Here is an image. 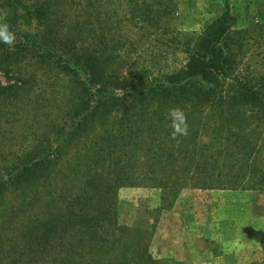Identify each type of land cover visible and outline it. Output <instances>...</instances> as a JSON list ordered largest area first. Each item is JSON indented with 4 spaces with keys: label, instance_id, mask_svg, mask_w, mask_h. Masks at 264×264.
Returning <instances> with one entry per match:
<instances>
[{
    "label": "rangeland",
    "instance_id": "obj_1",
    "mask_svg": "<svg viewBox=\"0 0 264 264\" xmlns=\"http://www.w3.org/2000/svg\"><path fill=\"white\" fill-rule=\"evenodd\" d=\"M18 1L12 19L0 0V264H264V0ZM212 39L204 89L184 73Z\"/></svg>",
    "mask_w": 264,
    "mask_h": 264
},
{
    "label": "trees",
    "instance_id": "obj_2",
    "mask_svg": "<svg viewBox=\"0 0 264 264\" xmlns=\"http://www.w3.org/2000/svg\"><path fill=\"white\" fill-rule=\"evenodd\" d=\"M6 4H7V7H9V13L12 16V19L14 17H16L17 12H19L20 9L26 10L24 5H22L20 3V1H18V0H7ZM2 6L3 5L0 4V7H2ZM37 8L38 7L33 6L31 9V14H33L34 10H35V12H39V11L43 12V10L37 9ZM28 9H29V7H28ZM28 9L26 12H27V14H30V11ZM226 18L228 20H230V17L227 14H226ZM216 25L217 24H215V23L212 24L210 26V29H209L210 32H208V34H205L204 37H212L213 36L212 33L214 32ZM229 39H230V37L228 36L226 41H228ZM201 41H203V39ZM202 49L205 50L206 54H208V55H206V57H207L206 61L201 63L200 66H187L185 68L184 76L188 77L189 80L191 79V76L192 77H199L200 79H198V80L202 81L204 83V84H200L201 87H203L204 89H208L209 88L208 86L211 84L210 82H212L210 77H209L210 74L215 73L218 68H222V67H220L219 64H220V60L223 56V51L221 50V48H218V46L216 44V40H213V42L212 41L209 42V44H206V46L203 45ZM223 49H224V51H226L229 48L224 45ZM223 58H225V56ZM65 70L67 71L64 73L65 75H67V74L70 75V72L73 75H76V71L74 69H68V67H66ZM189 80L188 81L183 80L181 82L184 83V85H186V84L190 83ZM73 85H75V84H73ZM188 88H190V87H188ZM188 90H190V89H188ZM71 93H74V95H75L74 99L77 100L76 92L71 91ZM245 93H246V91H245ZM262 105H264V102L261 101L260 106H262ZM235 136H236V140H237L238 136L237 135H235ZM248 145H249V143L247 141L245 145H239L238 148L245 151ZM16 180H18V179H16ZM259 183H260V185H264V177L259 179ZM98 214H100V211H98ZM33 231H34V229H33ZM46 238H47L46 233L43 229V230H41L40 233H36L31 239H29L30 244L34 246L33 247L34 252H38V251L43 250L44 248L47 247L48 243L46 241Z\"/></svg>",
    "mask_w": 264,
    "mask_h": 264
},
{
    "label": "clouds",
    "instance_id": "obj_3",
    "mask_svg": "<svg viewBox=\"0 0 264 264\" xmlns=\"http://www.w3.org/2000/svg\"><path fill=\"white\" fill-rule=\"evenodd\" d=\"M15 40V33L10 30L9 25L7 23H0V43L12 48ZM168 118L171 128L170 135L173 139L178 136H187L189 134L187 116L182 109L178 107L169 109Z\"/></svg>",
    "mask_w": 264,
    "mask_h": 264
}]
</instances>
